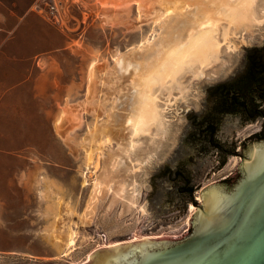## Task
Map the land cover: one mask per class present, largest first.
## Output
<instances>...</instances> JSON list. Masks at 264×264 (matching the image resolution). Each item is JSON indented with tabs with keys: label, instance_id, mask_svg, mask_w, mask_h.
<instances>
[{
	"label": "rangeland",
	"instance_id": "obj_1",
	"mask_svg": "<svg viewBox=\"0 0 264 264\" xmlns=\"http://www.w3.org/2000/svg\"><path fill=\"white\" fill-rule=\"evenodd\" d=\"M103 1L47 0L45 5L43 0H0L4 9L18 14L29 5L33 11L41 9L51 23L70 34L68 49L42 63L51 79L47 97L49 146L47 150L34 148L33 153H46L48 160L31 162V172L15 179L26 192L23 224L32 240L13 243L17 251L0 252V264H84L95 251L107 246L185 239L193 230L194 199H200L209 185L232 180L240 171L241 156L248 152L254 135L261 132L256 121L225 115L215 135L225 151L211 148L205 152L190 136L195 118L209 108L212 88L232 81L244 71L250 55L264 51V30L238 45L239 50L227 58L224 68L217 66L194 82L188 101L167 118L174 122L167 142L162 140L155 152L148 138L140 139L138 151L130 154L129 136L117 139L110 130L116 128L115 115L121 114L119 97L128 89L115 63L117 58L142 50L158 35L162 14L152 9L140 15L135 4L115 10L103 6ZM48 5H55L59 21L47 12ZM75 114L78 122L72 119ZM61 126L63 130H58ZM92 133L95 140H91ZM108 155L135 165L136 174L126 185L130 189L135 181L139 183L138 204L145 206V213L126 206L131 192L123 200L114 199L116 181L124 176L116 169L109 172ZM145 156L155 158L142 170L137 165ZM178 164L191 174L196 186L192 198L177 194L178 183L162 177L163 171L175 170ZM97 179L108 180L105 192L93 190ZM71 238L74 243L69 247Z\"/></svg>",
	"mask_w": 264,
	"mask_h": 264
},
{
	"label": "bare ground",
	"instance_id": "obj_2",
	"mask_svg": "<svg viewBox=\"0 0 264 264\" xmlns=\"http://www.w3.org/2000/svg\"><path fill=\"white\" fill-rule=\"evenodd\" d=\"M103 2V6L115 10H124L135 4L140 15L152 9H157L158 13L162 14L159 18L163 20L162 30L158 35L142 50L133 52L131 56L117 58L115 63L116 72L122 81H127L128 89L119 97L121 114L115 115L116 128L110 130L117 139L125 140V135L129 136L130 154L138 151L136 143L146 138L151 141L152 149L156 152V148L161 146V141H166L171 135L174 122L171 124L167 118L179 111V104L188 101L194 82L202 80L217 66L224 68L229 60L227 58L239 50L238 45L243 44L247 38L255 39L264 30V0ZM72 119L78 122L76 114ZM59 129L63 130L62 126L58 127ZM94 134L91 140L96 139ZM97 148L101 149L99 146ZM91 155L93 151L88 154L89 158ZM153 158L155 156H145L137 166L144 170L143 166L154 162ZM107 160L112 170L109 172L113 173L116 169L124 176L116 181L114 199L123 200L124 195L131 192L129 205L126 206L129 209L138 207L141 213H145V206L138 204L141 191L139 183L136 184L135 181L130 189L126 185L127 180L136 174L135 165L118 160L114 155H108ZM106 182L107 179H97L93 190L98 193L105 192L109 188ZM73 243L74 239L71 238L69 247H72Z\"/></svg>",
	"mask_w": 264,
	"mask_h": 264
},
{
	"label": "crops",
	"instance_id": "obj_3",
	"mask_svg": "<svg viewBox=\"0 0 264 264\" xmlns=\"http://www.w3.org/2000/svg\"><path fill=\"white\" fill-rule=\"evenodd\" d=\"M69 44V32L31 5L18 14L0 3V252L32 240L24 227L26 192L15 179L31 172V162L48 160L46 153H33L49 146L51 79L42 63Z\"/></svg>",
	"mask_w": 264,
	"mask_h": 264
},
{
	"label": "water",
	"instance_id": "obj_4",
	"mask_svg": "<svg viewBox=\"0 0 264 264\" xmlns=\"http://www.w3.org/2000/svg\"><path fill=\"white\" fill-rule=\"evenodd\" d=\"M254 121L262 128L261 117ZM262 133L241 156L232 180L209 185L194 199L193 230L185 239L107 246L85 264H264Z\"/></svg>",
	"mask_w": 264,
	"mask_h": 264
},
{
	"label": "trees",
	"instance_id": "obj_5",
	"mask_svg": "<svg viewBox=\"0 0 264 264\" xmlns=\"http://www.w3.org/2000/svg\"><path fill=\"white\" fill-rule=\"evenodd\" d=\"M211 91L209 108L195 118L190 136L200 142L205 152L211 148L223 152L224 148L215 140L223 116L238 115L246 122L261 117L264 123V52L257 51L250 55L241 74L228 83L215 86ZM262 132L254 137L260 138ZM163 176L178 183L177 194L192 198L196 186L192 184L191 174L183 165L178 164L175 170L167 168L162 172ZM193 203L196 204L195 201Z\"/></svg>",
	"mask_w": 264,
	"mask_h": 264
},
{
	"label": "built area",
	"instance_id": "obj_6",
	"mask_svg": "<svg viewBox=\"0 0 264 264\" xmlns=\"http://www.w3.org/2000/svg\"><path fill=\"white\" fill-rule=\"evenodd\" d=\"M43 3L45 5L48 4L47 0H43ZM46 9H47V12H49V14L53 17V19L59 21L60 18H59V15H58V11L55 8V5H48V7ZM40 11H42V10L40 9Z\"/></svg>",
	"mask_w": 264,
	"mask_h": 264
},
{
	"label": "flooded vegetation",
	"instance_id": "obj_7",
	"mask_svg": "<svg viewBox=\"0 0 264 264\" xmlns=\"http://www.w3.org/2000/svg\"><path fill=\"white\" fill-rule=\"evenodd\" d=\"M264 130V123H262L261 132Z\"/></svg>",
	"mask_w": 264,
	"mask_h": 264
}]
</instances>
